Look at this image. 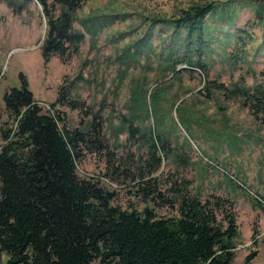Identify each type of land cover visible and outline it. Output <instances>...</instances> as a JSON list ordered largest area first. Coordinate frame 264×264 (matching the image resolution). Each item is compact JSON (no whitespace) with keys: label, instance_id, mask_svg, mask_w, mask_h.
<instances>
[{"label":"rangeland","instance_id":"rangeland-1","mask_svg":"<svg viewBox=\"0 0 264 264\" xmlns=\"http://www.w3.org/2000/svg\"><path fill=\"white\" fill-rule=\"evenodd\" d=\"M214 1L189 35L175 20L203 0H82L71 23L81 40L45 61L41 3L0 0V125L3 93L23 73L43 111H59L61 126L87 132L94 117L100 122L103 148L85 146L77 171L115 190V204L141 209L133 192L147 181L226 197L238 224L234 261L245 264L255 252L248 264H264V124L234 93L264 86V21L255 18L264 0Z\"/></svg>","mask_w":264,"mask_h":264},{"label":"trees","instance_id":"trees-1","mask_svg":"<svg viewBox=\"0 0 264 264\" xmlns=\"http://www.w3.org/2000/svg\"><path fill=\"white\" fill-rule=\"evenodd\" d=\"M37 1L47 18L40 47L46 61L81 40L71 23L82 0ZM203 1L175 20L189 35L215 8L214 0ZM255 18L264 21V5L255 8ZM236 33L243 39L247 30ZM18 77L20 84L3 93L7 119L0 125V257L5 255L6 264H238L231 200L214 194L202 199L186 182H172L162 191L147 181L133 192L145 203L141 209L115 204V190L77 171L85 146L103 148L100 122L94 117L87 132L61 126L59 111H43L25 75ZM234 93L264 124V86ZM137 131L129 129L133 137ZM156 161L160 164V157ZM162 207L172 213L159 215L156 209Z\"/></svg>","mask_w":264,"mask_h":264}]
</instances>
